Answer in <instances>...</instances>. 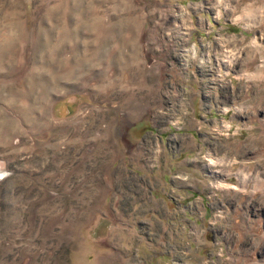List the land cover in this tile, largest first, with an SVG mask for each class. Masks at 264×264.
<instances>
[{"label": "rangeland", "instance_id": "1", "mask_svg": "<svg viewBox=\"0 0 264 264\" xmlns=\"http://www.w3.org/2000/svg\"><path fill=\"white\" fill-rule=\"evenodd\" d=\"M0 264H264V0H0Z\"/></svg>", "mask_w": 264, "mask_h": 264}]
</instances>
